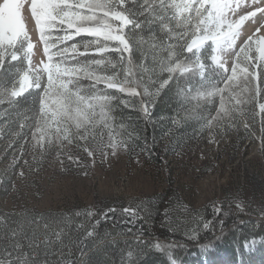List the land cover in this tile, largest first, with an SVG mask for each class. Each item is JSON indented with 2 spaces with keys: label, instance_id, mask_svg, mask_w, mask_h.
Here are the masks:
<instances>
[{
  "label": "rangeland",
  "instance_id": "obj_1",
  "mask_svg": "<svg viewBox=\"0 0 264 264\" xmlns=\"http://www.w3.org/2000/svg\"><path fill=\"white\" fill-rule=\"evenodd\" d=\"M114 1L64 0L60 11L69 13L65 23H56L45 34L53 46L50 54L59 53L52 63L60 65L49 89L43 68L49 60L31 10L32 0H0V54L10 60L18 54L26 63L23 73L31 80V87L13 95L18 84L12 96L39 90L36 115L24 113L18 132L0 128V170L7 191L0 197V209L34 216L63 211L70 217L69 211L74 209L76 219L84 214L103 216L106 210L121 207L123 211L136 210L143 219L145 214L147 221L161 209L159 227L167 233L191 234L203 207L214 201L220 207L234 206L244 216L234 217L247 229H241L243 241L247 239L243 242L245 259L236 263L264 264V235L252 227L264 219V124L260 121L264 99L256 101L259 89L248 97L247 87L237 86L238 81L246 83L248 75L258 73L264 87V0H166L161 7V17L169 9L176 17L191 8L194 15L200 14L201 29L186 50L190 46L195 50L201 76L210 70L221 78L218 71L234 67L235 75L226 83L229 89L220 96L218 111L195 132L172 131L169 134L174 141L160 139L167 151L160 164L151 158L146 145L128 146L118 136L115 111L117 122L124 124L125 96L153 97L164 87L166 80L162 79L178 66H171L165 58L162 61L169 51L168 41L149 38L146 30L135 33L134 45L129 46L124 27L132 21L124 13V0ZM248 14V19L243 18ZM178 37L174 36L173 47L180 48ZM29 42L34 45L30 52ZM82 47L91 54H83ZM124 51L132 55L142 73V90L133 80L130 57L119 58L124 73L106 72ZM42 100L47 104L43 110ZM17 246L21 257L15 256V263L28 262L23 251L34 249L19 242ZM35 247L34 259L39 246ZM140 247L145 248L143 244ZM7 254H0V263ZM194 257L190 255L186 262L193 263ZM220 263L232 264L224 256L197 264Z\"/></svg>",
  "mask_w": 264,
  "mask_h": 264
},
{
  "label": "trees",
  "instance_id": "obj_2",
  "mask_svg": "<svg viewBox=\"0 0 264 264\" xmlns=\"http://www.w3.org/2000/svg\"><path fill=\"white\" fill-rule=\"evenodd\" d=\"M112 2L115 4L114 0ZM165 3L166 0H124V13L132 21L124 27V33L129 46L134 45L133 35L144 30L149 38L155 36L162 42L168 41L169 51L162 57V61L165 58L171 66L176 64L178 67L162 79L166 83L153 97L125 96L122 107L124 124L117 122V110L115 111L118 136L128 146L146 145L151 158L159 164L165 161L167 155L166 149L160 145V139L166 137L174 141L169 134L172 131L195 132L202 121L218 111L220 96L229 89L226 83L233 76L232 69L218 71L224 80L210 73V70L201 76L195 50H186L188 43L196 36L197 29H201L198 25L200 14L194 15L195 10L191 8L186 14L176 17L169 9L161 17V7ZM136 23L139 25L135 29ZM90 25L96 26L95 23ZM176 34L182 40L180 48L173 47L175 42L172 40ZM82 50L85 55L91 54L86 47H82ZM122 54L124 56L118 57L114 66L110 67L112 69L106 72L124 73L120 59L130 57V71L134 79L129 75L128 78L131 81L133 79L139 88H143L142 73L131 59L132 55L125 51ZM150 55L152 53L147 60H150ZM0 64V128L7 132H18L20 117L24 113L30 117L36 115L39 90L13 98L12 92L18 87L17 80L24 72L26 63L20 56L16 60H10L0 54ZM181 68L187 70L181 71ZM262 77L258 73L248 75L246 83L238 81L237 86H246L245 94L248 97L254 96L259 89L256 101L263 100ZM145 80L147 84L150 82ZM234 92L236 97V91ZM237 96L242 97L240 93ZM260 115V121L264 124V110ZM261 133L264 135V127ZM3 181L6 179L0 170V197L7 193ZM159 210L161 209H157L147 221L145 214L141 213L145 217L143 219L138 217L136 210L123 211L121 207L112 211L106 210L103 216L93 214L90 218V215L84 214L83 218L79 215L76 219L73 216L74 209L69 211L71 217L63 211L34 216L30 213L15 214L0 209V254L8 253L5 259L13 257L12 252L18 249L19 242L34 250L23 251L29 258L28 262L14 261L15 264H197L203 259L217 256H224L227 262L237 264L236 262L245 259L243 242L247 239L243 241L241 229H247L245 223L239 221L244 216L234 206L223 204L220 207L214 201L207 202L191 234L167 233L158 225L162 214ZM236 216L239 217L237 220L234 219ZM56 219L59 223H56ZM208 222L209 227L205 228L204 224ZM253 226L259 231L258 234L264 235V219L257 220ZM13 229L18 233H13ZM56 233L60 237L54 235ZM13 234L17 236L16 241ZM142 244L145 248H139ZM36 245L39 247L34 259L32 253L35 252ZM190 255L195 256L193 263L186 262ZM5 259L0 264H13V261L7 263Z\"/></svg>",
  "mask_w": 264,
  "mask_h": 264
},
{
  "label": "snow or ice",
  "instance_id": "obj_3",
  "mask_svg": "<svg viewBox=\"0 0 264 264\" xmlns=\"http://www.w3.org/2000/svg\"><path fill=\"white\" fill-rule=\"evenodd\" d=\"M64 6V0H32L31 4V10L32 13L36 19L38 31L40 34V39L44 41L45 47L44 51L45 54L48 56L49 62L43 65L44 70L48 73L49 77V89L52 88L53 81V73H59L60 72V65L53 64L52 60L55 55H59V53H51L49 52L50 47H53L47 43L48 39L50 37L46 36L45 34L47 32H50L55 28L56 23H65V17L69 15L68 12H61V7ZM69 27H72L71 24L68 25ZM10 41L12 37L8 38ZM34 47L31 42H29L27 46V51H31V49ZM191 51V46L188 49ZM262 54H264V49H261ZM18 54H13L12 59H18ZM213 61H216V57H212ZM2 66V64H0ZM235 75V67L233 69V76ZM232 77H229L231 79ZM17 83L19 84V90L14 91L13 95H20L23 93L24 90H26L28 87H31V80L27 72L23 73L20 77H18ZM49 94V90L46 89L45 92V98H47ZM47 108V104L42 100V110ZM216 211H219V209H216ZM209 223H205L204 227H209ZM175 264V262H173Z\"/></svg>",
  "mask_w": 264,
  "mask_h": 264
},
{
  "label": "built area",
  "instance_id": "obj_4",
  "mask_svg": "<svg viewBox=\"0 0 264 264\" xmlns=\"http://www.w3.org/2000/svg\"><path fill=\"white\" fill-rule=\"evenodd\" d=\"M20 254H21V253H20ZM20 254H19L16 250H14V252H12L13 257H9V258L5 259V262H7V263H11V262L13 261V264H14V260H15V259H13V258H14L15 256H16L15 258L21 257ZM26 256H27V255L24 253L23 257L26 258Z\"/></svg>",
  "mask_w": 264,
  "mask_h": 264
},
{
  "label": "bare ground",
  "instance_id": "obj_5",
  "mask_svg": "<svg viewBox=\"0 0 264 264\" xmlns=\"http://www.w3.org/2000/svg\"><path fill=\"white\" fill-rule=\"evenodd\" d=\"M239 9H240V8H239ZM237 10H238V9H237ZM257 11H258V10H257ZM257 13H259V12H257ZM260 13H261V11H260ZM243 14H244V13H243ZM239 15H240V14H239ZM253 15H254V14H253ZM249 16H250V15L248 14V15H246V16L243 17V18H247V19H248ZM263 16H264V15H263ZM263 16H262V17H263ZM258 17L261 18V15H260V16L258 15ZM248 24H249V23H248ZM263 31H264V30H263ZM260 33H261V32H260ZM263 33H264V32H263ZM263 36H264V35H263Z\"/></svg>",
  "mask_w": 264,
  "mask_h": 264
}]
</instances>
